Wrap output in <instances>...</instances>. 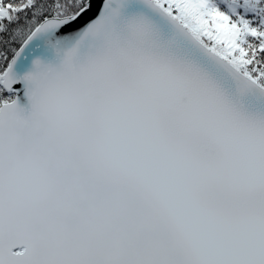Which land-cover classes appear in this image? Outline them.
<instances>
[{
    "label": "snow or ice",
    "instance_id": "6c2138e0",
    "mask_svg": "<svg viewBox=\"0 0 264 264\" xmlns=\"http://www.w3.org/2000/svg\"><path fill=\"white\" fill-rule=\"evenodd\" d=\"M0 0V264H264V0Z\"/></svg>",
    "mask_w": 264,
    "mask_h": 264
},
{
    "label": "water",
    "instance_id": "95a60500",
    "mask_svg": "<svg viewBox=\"0 0 264 264\" xmlns=\"http://www.w3.org/2000/svg\"><path fill=\"white\" fill-rule=\"evenodd\" d=\"M102 0H95V7L90 11L87 15H85L76 25V27H82L85 23H87L90 18L93 17V14L98 10Z\"/></svg>",
    "mask_w": 264,
    "mask_h": 264
}]
</instances>
